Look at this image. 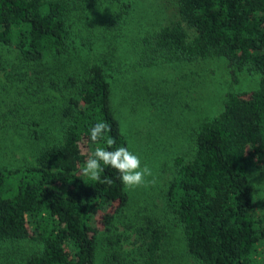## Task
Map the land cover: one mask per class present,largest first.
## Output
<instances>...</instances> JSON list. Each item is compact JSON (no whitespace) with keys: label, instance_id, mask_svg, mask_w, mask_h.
I'll use <instances>...</instances> for the list:
<instances>
[{"label":"trees","instance_id":"1","mask_svg":"<svg viewBox=\"0 0 264 264\" xmlns=\"http://www.w3.org/2000/svg\"><path fill=\"white\" fill-rule=\"evenodd\" d=\"M82 1L0 0V264H264V201L252 183L264 167V0H175L177 19L134 47L120 43L140 0H95L114 18L96 38L93 24L73 22L77 9L82 24L90 19ZM211 59L226 63L233 84L245 74L256 86L228 90L184 153L160 119L171 114L172 79L151 89L138 75ZM128 81L142 93L130 84L117 98ZM6 100L21 109H2ZM136 111L141 126L126 120ZM101 121L111 131L92 144ZM109 138L111 150L149 159L154 183L126 189L110 168L102 178L111 183L83 176L84 148H108ZM168 152L174 170L160 179L150 158Z\"/></svg>","mask_w":264,"mask_h":264},{"label":"rangeland","instance_id":"2","mask_svg":"<svg viewBox=\"0 0 264 264\" xmlns=\"http://www.w3.org/2000/svg\"><path fill=\"white\" fill-rule=\"evenodd\" d=\"M80 6H83L85 8L84 13H88L90 19L82 24L81 17H83L84 14L77 9L75 12H73L72 15V17L74 18L73 22L80 26L83 25L86 29L89 28L86 25L93 24L94 30L92 32L91 30H89L93 38H96L94 37L95 34L100 36L101 33L99 32H101V25L103 23L105 27L108 28L112 25L114 20L113 17L108 19L104 18L109 8L107 5L102 6L98 3V1L95 0H84L79 5V7ZM135 8L136 11L132 13L131 17L127 18L128 20L126 23V29L123 31V34H125L124 41L120 44L125 47H134L135 39L142 33H144L145 31L152 32L159 26H165L170 22L175 21L178 17L175 0H140ZM103 19L107 20V22H105ZM80 35V38L86 36L85 34ZM0 53L5 54L6 52L4 50H0ZM8 55H13V52L8 53ZM130 55L133 56L132 49L130 51ZM15 63L19 64L20 66L22 65L24 69L23 64H20L18 61H16ZM50 65L52 66V68L57 67V64L55 62H53V64L50 63ZM154 70L155 71L151 70L149 73H146V71H144L138 76H140L141 78L143 77L142 79H144L145 81L144 84H148L151 89H153V87H158L159 85L164 84L161 82H154L155 79H172L170 85L174 84L173 91L175 92L171 100L173 103L170 105H165L163 103L161 106L164 107L165 105L164 109L170 110L171 114H168V116L166 117V121L164 117H160V119L162 121L161 123H164L162 129L164 134L163 137H166L167 140L177 148L183 149L184 153L192 149V144L190 150L189 145H187L189 142H191L189 133L191 132L192 127L197 125L198 121L205 119V117L216 115L222 110L221 108L223 96L228 90L233 89L237 91H248L255 88L256 86L255 78H252L249 75L245 74L239 76L238 84H233L231 81V76L229 74V68L224 61L219 59H211L207 61L205 65L194 64L188 67L187 65L180 64L166 66L165 69L154 68ZM149 76L153 77H151L149 80L147 79ZM0 79H2L4 83H6V81L4 80V73L2 72H0ZM130 84L136 86L134 89L135 91L137 89L138 95L142 93L140 85L134 84L133 81H128L127 84H121L119 92H116V97H119V93L121 97L123 96V93H125V96L130 95L131 92H128V87H131ZM3 97L4 95H1L0 102L4 100ZM3 108L21 109L14 103L13 100H6L2 109ZM135 116L136 117L134 118L133 116H127L126 120L128 122H133L136 119L138 126H141L140 112L136 111ZM124 124L125 121L123 120L122 125ZM140 142L141 141L139 140L136 142L137 146L140 145ZM83 151L85 153H89L86 147ZM172 155V153L168 152L165 154L163 153L162 156L155 155L153 158H150L155 167L159 166L160 164L165 170V174L163 173V175L159 177L160 179H166L173 173L174 167L173 159L171 158ZM139 158L143 163L142 166L149 162V159L146 160L145 158H142L140 156ZM14 159V162L18 163L21 160V155L19 153H16ZM14 162L9 164V161L7 159L9 167L12 165H16V163ZM19 165L20 164L16 166ZM263 168L264 167H262L261 165L260 170L255 174L254 181L252 180L254 186L258 184L260 187L259 192L261 193V196L258 199L259 205H263L264 201V190L262 188V186L264 187V180L262 179V175L264 174V172L260 173ZM161 187H163V184L161 185ZM142 188L143 187H139L136 189L138 191ZM159 194V191L153 192V195L157 196ZM27 245L28 244L23 245L21 247V250H17V253L14 255L21 258L22 253L27 252L25 249Z\"/></svg>","mask_w":264,"mask_h":264},{"label":"clouds","instance_id":"3","mask_svg":"<svg viewBox=\"0 0 264 264\" xmlns=\"http://www.w3.org/2000/svg\"><path fill=\"white\" fill-rule=\"evenodd\" d=\"M110 131V126L106 122H97L91 127L88 139L92 144H98ZM114 144L115 140L109 138L108 148L95 147L93 151L86 153L81 174L93 182L111 183L108 176L102 178L105 168H110L118 174L121 184L129 190L154 183V180H148L152 176V170L147 165L142 166L138 155L125 146L111 150Z\"/></svg>","mask_w":264,"mask_h":264}]
</instances>
